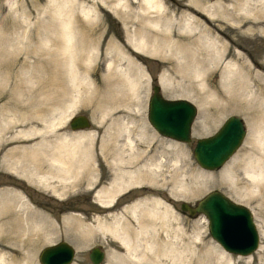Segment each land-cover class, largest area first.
Instances as JSON below:
<instances>
[{"label": "rangeland", "instance_id": "obj_1", "mask_svg": "<svg viewBox=\"0 0 264 264\" xmlns=\"http://www.w3.org/2000/svg\"><path fill=\"white\" fill-rule=\"evenodd\" d=\"M6 1L9 3L8 6ZM212 1L201 0L203 4H209ZM17 3L18 0H0V30L1 34L9 38H0V195L3 192H8L10 187L16 188L35 214L29 216L25 210L15 206L13 208V211L15 209L14 214L11 210L10 216L6 217L5 224L3 223L2 226L4 225L6 230L11 229L12 238L3 241L5 246L0 249V264H40L37 259L40 248L58 240L66 241L73 248L72 259L68 264H92L87 254L89 248L94 245H99L104 250V257L98 264H112L114 261L116 262V259L119 260L117 255H112L115 250L122 251L117 241L112 239L108 233L95 230L97 225L95 218H103L104 211L94 201L93 193L99 186L106 185L115 172L110 165L117 157V153H113L111 150L113 140L109 135L121 133L120 126L130 130L134 145L133 153L130 150L120 153L124 160H130L126 162V167H133L134 163L142 160V162L147 163L148 168H152L156 179L153 178L154 180L151 179L152 182L150 180L145 184L144 177H141L140 180L144 184L143 182H136L137 185H135V180H132L134 183L129 186L132 189L127 195L124 194L119 197L120 199L118 198L116 211L120 212L124 204L150 193L163 199L173 209L172 211L180 217L182 222L179 224H182V229L185 230L187 236L191 237V240L196 239L192 235L195 228L198 227L197 229L201 230V243L204 242L206 248L212 249L213 247V249L223 251L231 257L233 264H247V259L244 258L246 256L225 251L210 236L206 218L201 213L192 216L181 213L178 209V202L181 200L194 202L205 192L218 189L235 202L250 209L258 234L257 247L259 248L260 244H264L262 237L264 235V93L261 90L264 79L247 77V75H255L254 72L257 70L264 72V57L255 54L253 58H250L248 54H243V52L241 54L238 50V54L241 55L239 59L243 63L245 71L243 87L238 89L239 95L221 100L212 97L207 101L204 98V93L214 95V92L217 91L216 86L219 85V68L216 65L206 64L204 66V73L208 76L205 81L200 83L175 77L171 83L165 82L168 80L163 78L164 84L161 85L158 82L160 76L166 77L167 72L164 71V66L159 58L137 55L144 72L140 80L137 81V86H125L122 93L121 91L120 93L119 91L116 92L111 106L108 103L102 107L101 104L98 105L100 97L105 95L102 86H99L104 73L102 56L96 55L90 61L86 78L90 81L91 88H81L80 91L73 90L70 86L69 76L74 58L63 56L58 59L59 62L50 55L35 54L31 49L40 43V39H26L25 36L28 31H23L21 26L11 23L24 21L28 17L23 5L16 7ZM100 11L102 12H100L98 23L102 33V45H109L106 42L108 37L123 41L124 30L119 18L103 9ZM35 16L37 17L38 14L31 15L32 20ZM202 26L208 31V34L212 33L208 23L205 22ZM36 28H33L30 34L34 32L35 35L36 31V34L39 33L36 37H40L43 29ZM242 33L247 34L245 30ZM12 34L17 37L20 34V37L12 39ZM223 35L232 41V48L240 44V34L235 28H225ZM250 64L254 68L252 71ZM80 78L84 83L87 82L82 74ZM152 83L159 85L160 92L164 97L186 98L195 105L196 111L191 123L188 142L173 140L159 134L147 121V99ZM229 90L232 91V88ZM251 93H255V96ZM78 95L75 108H68L71 96L77 97ZM77 113L87 115L90 120L88 127L75 130L69 128L70 116ZM230 114L241 117L244 122L246 132L241 144L219 168L211 170L201 168L191 152L195 138L214 132L223 119ZM202 118H205L204 125L197 126V121ZM21 130L23 132L35 130L37 133L16 137ZM139 132H143V135L138 136ZM78 136H84L90 145L91 156L89 153L88 168L84 169V174L80 173V176L74 173L77 177L75 176V180L74 177L69 178L74 180L70 187L67 190L58 189L60 191L58 195H53L48 189L28 183L1 166L3 156L11 148L18 147L19 150H24L31 147L30 157L34 161L39 156L36 149L41 144L44 145L46 141L52 144L63 139H74ZM124 139L122 136L118 140L119 142L117 141L120 146L125 147ZM133 154L136 156H131ZM138 156L139 158H136ZM257 160V166L263 168V170L256 168L257 185L251 188L253 193L248 195V199L238 198L234 185L227 179V173L233 170L232 168L236 163L240 164L233 170V178L237 182L247 181L248 178L242 170L244 164L251 161L257 162ZM156 163L159 164L157 165L158 168L155 167ZM47 173L48 182L51 184L62 183L63 180L57 177L59 173L56 170L48 169ZM70 180L67 179V181ZM89 181L92 182V185L89 186L90 188H86L84 182ZM180 184L184 187L186 185L185 188L181 187L184 190L179 189ZM70 217H75L74 220L78 221L79 219V221H75L76 224L78 223L76 226H67V230L64 220L66 218L67 221H72ZM79 222H82L84 226ZM27 223H31L30 229L32 228V230L30 232H32L30 235L29 233L28 235L27 233L21 234L22 230H19L23 229ZM22 224L25 225L22 226ZM85 225L89 227V231ZM51 226L56 231L50 232L53 236L49 234ZM28 236L31 238L29 239ZM18 237L20 239L26 238L28 242L25 240L23 243ZM45 237L49 238L48 241ZM257 249L247 254L253 264H257L259 256L264 255L263 249L258 252ZM111 255L115 257V260ZM114 264H121V262Z\"/></svg>", "mask_w": 264, "mask_h": 264}, {"label": "bare ground", "instance_id": "obj_2", "mask_svg": "<svg viewBox=\"0 0 264 264\" xmlns=\"http://www.w3.org/2000/svg\"><path fill=\"white\" fill-rule=\"evenodd\" d=\"M258 3H260L259 0H213L209 4H203L201 0H18L16 7L22 4L28 17L24 21L11 23L21 26L23 31H28H26V39H40V43L31 49L35 54L50 55L57 60L63 56L74 58L69 76L70 86L73 90L80 91L81 88H91L90 81L86 78L90 61L96 55L102 56L104 73L99 86H102L106 96L100 97L98 105L101 104L105 107L109 103L111 106L116 92L120 93L121 91L122 93L125 86H137V81L144 73L137 55L159 58L164 66V71L167 72L166 77L160 76L158 82L161 85L164 82L163 78L168 80L165 82L171 83L175 77L200 83L205 81L208 76L204 73V66L206 64L216 65L219 68L217 91L214 92V95L204 93V98L207 101L212 97L221 100L239 95L238 89L243 87L245 79L244 66L239 59L241 55L238 54V50L242 54L240 47L236 45L238 48L235 46L232 48V41L223 35L224 29L235 28L238 34H241L243 30L254 32L261 19L258 12L261 10L264 13L263 5ZM3 4L5 5L4 2ZM6 4L9 5L7 1ZM102 9L119 18L124 30L123 41L108 37L109 42H106L109 45H102V33L98 23ZM33 14H38L34 20L31 17ZM205 22L211 26V34H208V31L202 26ZM36 27L40 30L43 29L40 37H36L39 34H36V31L35 35L34 32L30 34V31ZM11 36L12 39H18L20 34L19 37L15 34ZM2 37L9 39L1 34L0 30V38ZM4 50L6 51V49ZM58 61L60 62V60ZM250 69L251 71L254 69L251 64ZM254 73L255 75H247V77L264 79L262 70H257ZM81 74L87 82L84 83L81 80ZM229 88H232V91ZM261 90L264 93V85ZM251 94L255 96V93ZM78 97L79 95L71 96L68 108H75ZM101 106L99 108L103 107ZM204 122L205 118L200 119L197 121V126H203ZM120 129L121 133L109 135L113 140L111 150L113 153H117V157L110 165L115 172L106 185L99 186L93 193L94 201L104 211L103 218H95L97 224L95 230L108 233L121 247V252L116 250L114 253L112 252V255L118 256L119 260L116 259V262H121V264H233L231 257L223 251L213 249V247L212 249L206 248L204 246L206 244L203 241L201 243V230L197 229L198 227L195 228L192 235L196 239L191 240V237L187 236L185 230L182 229V224H179L182 222L180 217L163 199L157 196L148 193L137 197L128 204H124L120 212L116 211L118 198L121 195H127L129 186L134 183L132 180H135V183H142L140 178L144 177L145 184H147V181L154 178L152 168H148L147 163L142 160L137 163L133 162V167H126V162L130 160H124L120 153L128 150L133 153L134 145L130 130L124 126L122 128L120 126ZM34 132L37 133L35 130L30 132L21 130L16 137L34 134ZM137 135L142 136L143 132H139ZM122 136L125 138V147L118 144V140ZM89 148V142L84 136L63 139L52 144L46 141L44 145L41 144L36 149L39 156L33 161L30 157L31 147L24 150L14 147L3 156L1 166L28 183L43 187L50 190L51 194L58 195L60 193L58 189L67 190L75 180V176H80V173L84 174L83 170L88 168ZM131 156L135 157L136 155ZM257 163L258 160L244 164L242 170L248 178L247 181L237 182L233 178V170L240 164L236 163L233 170L227 173V179L234 185L238 198L248 199V195H252L251 188L256 187L258 182L256 168L263 170L261 166H257ZM157 165L159 164L156 163L155 167ZM45 168L56 170L59 173L57 177L63 180L62 183L51 184L48 182V169ZM71 177H74V180H70ZM84 183L86 188H90L89 186L92 185L91 181ZM182 186L180 184L179 189H183ZM177 194L179 196V193ZM15 206L25 210L29 216L35 214L16 188L10 187L8 192H3L0 195V249L5 246L3 241L12 238L11 229L8 227L9 229L6 230L2 224ZM74 218H71L72 221H67L65 218L66 227L78 225ZM30 224H26L29 230L25 224H22L25 226L19 230H22L21 234L27 233L28 235L29 233L30 235L32 232H30L32 230ZM50 228L49 234L51 231H55L53 226ZM86 228L89 229V227ZM66 229L68 230V227ZM262 237L264 240V235ZM19 240L24 243L26 238H19ZM197 240L200 242L198 243ZM261 249L264 250V244H260L257 252ZM244 256H246L244 258L247 259V264H253L247 255ZM112 258L115 260V257ZM116 262L114 261L112 264ZM257 264H264V255L259 256Z\"/></svg>", "mask_w": 264, "mask_h": 264}, {"label": "water", "instance_id": "obj_3", "mask_svg": "<svg viewBox=\"0 0 264 264\" xmlns=\"http://www.w3.org/2000/svg\"><path fill=\"white\" fill-rule=\"evenodd\" d=\"M195 114V106L185 98H166L161 95L159 86L152 84L147 99L146 117L149 124L160 134L187 142L190 139V126ZM70 129L89 125L83 113L70 116ZM245 134L242 119L230 114L210 135L195 139L192 155L196 163L204 169H215L240 145ZM180 212L190 216L202 213L207 220L210 236L226 251L245 255L253 251L258 243V234L250 210L218 189H211L195 202L179 201ZM73 255L72 246L58 240L40 248L37 259L40 264H68ZM104 252L92 246L88 258L92 264L103 259Z\"/></svg>", "mask_w": 264, "mask_h": 264}, {"label": "flooded vegetation", "instance_id": "obj_4", "mask_svg": "<svg viewBox=\"0 0 264 264\" xmlns=\"http://www.w3.org/2000/svg\"><path fill=\"white\" fill-rule=\"evenodd\" d=\"M259 2L261 4H258L261 6L263 5L262 9H264V0H259ZM258 13L261 19L259 20L256 27L258 26L259 28L257 27L254 32L246 31L247 34L241 33L239 36L240 44L238 46L240 47L241 52H243V54L245 53L246 55L248 54L250 58H253L255 54H259L264 57V13L261 10Z\"/></svg>", "mask_w": 264, "mask_h": 264}]
</instances>
